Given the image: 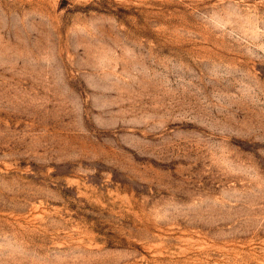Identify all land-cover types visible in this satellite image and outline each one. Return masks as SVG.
I'll use <instances>...</instances> for the list:
<instances>
[{"label":"rangeland","instance_id":"obj_1","mask_svg":"<svg viewBox=\"0 0 264 264\" xmlns=\"http://www.w3.org/2000/svg\"><path fill=\"white\" fill-rule=\"evenodd\" d=\"M0 264H264V0H0Z\"/></svg>","mask_w":264,"mask_h":264}]
</instances>
